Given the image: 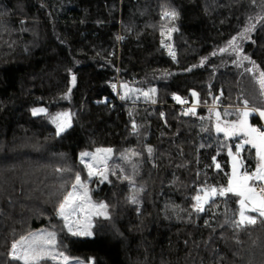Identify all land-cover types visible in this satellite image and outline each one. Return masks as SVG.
<instances>
[{
  "label": "trees",
  "instance_id": "16d2710c",
  "mask_svg": "<svg viewBox=\"0 0 264 264\" xmlns=\"http://www.w3.org/2000/svg\"><path fill=\"white\" fill-rule=\"evenodd\" d=\"M261 72L264 0H0V264H22L12 245L37 229L95 264H264V217L238 224L231 194L194 207L202 189L227 186L228 149L240 143L215 132L214 106L228 120L264 110ZM137 90L148 96L134 100ZM41 106L48 114L32 115ZM67 112L74 123L59 134L49 116ZM85 152L96 159L82 163ZM255 152L243 149V170H255ZM91 161L109 175L99 195ZM77 174L108 206L91 238L73 237L58 214Z\"/></svg>",
  "mask_w": 264,
  "mask_h": 264
},
{
  "label": "snow or ice",
  "instance_id": "6c2138e0",
  "mask_svg": "<svg viewBox=\"0 0 264 264\" xmlns=\"http://www.w3.org/2000/svg\"><path fill=\"white\" fill-rule=\"evenodd\" d=\"M165 18L176 19L178 18V12L165 11ZM254 25L250 26L245 30L243 38H247L246 33L251 31ZM170 31H176L175 28ZM163 35V33H161ZM234 43V41L232 42ZM247 59V57H245ZM254 63V62H253ZM261 79L259 84L261 89L264 90V72L260 73ZM73 84L75 83V76L72 77ZM127 88V85H125ZM154 91V90H152ZM148 96V93H144ZM193 95H196L193 93ZM180 101V97H175ZM183 103V101H180ZM247 101L244 104L247 105ZM253 112H258L261 118H264V110L252 109ZM45 112L44 109H33V115H38ZM243 119L233 123L231 129L221 128L217 124V131L224 132L225 136L239 135L242 137L240 143L236 145L237 155L240 151H243L244 145H250L251 148L255 149V155L259 157V164L256 166L255 171L249 173V171L244 170L241 172L239 170V161L237 157L233 155L231 147L228 149V155L232 157V173L231 177L227 183V186L221 187H211L209 189H202V195L197 194L194 199L196 205L194 207L197 211H204V205L208 204L211 200L216 197H227L229 194L238 197L239 203V222L238 224H255L256 217L253 215H247L246 213H255L259 217H264V131L259 128L253 127L248 122V117L250 115L249 111H244L241 113ZM68 114H58L54 118V122L57 124L58 133L64 132L66 128L71 127L70 120L67 118ZM217 118L219 119V113H217ZM136 126L133 125V128ZM246 137V139H243ZM149 152L152 150L149 149ZM97 153H107L111 154L112 149H97ZM91 156L92 160L96 159L95 155L90 153H83L81 162L84 163L83 157ZM88 168L89 177L93 175L94 169L91 163L85 164ZM217 168L220 167L219 164L216 165ZM107 172V168L103 170ZM102 175L103 179H107V176ZM127 179V177H125ZM77 185L82 189V193L77 191ZM107 205L104 203L93 204L91 197L88 195L87 185L83 184L81 177L77 174L75 176V183L72 185V191L68 192L64 197L63 202L60 203L58 214L61 219L65 222V227L68 233L73 237H86L91 238L94 236L92 229L95 225L92 222L93 217H103L104 219H109L107 213ZM83 214V216L81 215ZM28 238L25 237L21 241V250L17 254V245H12L11 258L16 261H22V264H40L41 261L45 259L56 260L57 255L62 257L65 264H67L68 257L64 256L62 252H56V234L53 232L47 233L46 236H33L30 243L25 244ZM77 264H84L82 261H77ZM87 264H95V261H88Z\"/></svg>",
  "mask_w": 264,
  "mask_h": 264
},
{
  "label": "rangeland",
  "instance_id": "374dc122",
  "mask_svg": "<svg viewBox=\"0 0 264 264\" xmlns=\"http://www.w3.org/2000/svg\"><path fill=\"white\" fill-rule=\"evenodd\" d=\"M171 29H173V28H166V29H164L163 30V35H162V37H161V43H162V46H163V48L167 51V53L170 55V56H172V57H174L175 56V51H174V45H173V34H174V31H170ZM124 87H125V85H124ZM122 89H123V86L121 87V91H122ZM128 90V89H127ZM148 93V91H143V90H137V91H135V97H134V100H138V99H143L144 97H145V95H144V93ZM122 97H125V95L123 94V92H122ZM196 105H198L197 104V102L195 103ZM33 109H44L45 110V112H43V113H40V114H38V115H34V116H41V115H47L48 114V110L45 108V107H35V108H33ZM33 109H32V115H33ZM195 109H197V108H195ZM194 109V110H195ZM239 109H241V113L242 112H244V111H249L250 112V115H249V117H248V122H249V124L250 125H252L253 127H256V128H259L261 131H264V118H261L259 115H258V112H253L252 111V109H249V108H244V109H242V108H239ZM217 113H219V119L217 118ZM58 114H63V113H57V114H53V115H50L49 116V119H50V121H51V123L54 125V127H55V129H56V131H57V133H58V128H57V124L54 122V118L58 115ZM67 114H68V119L70 120V123H71V126L73 125V123H74V116L70 113V112H67ZM254 114H256L258 117H259V119L261 120V126H257V125H254V124H252V122H251V117H252V115H254ZM241 119H243V117H242V115L240 116V119L239 120H241ZM239 120H228V119H224L222 116H221V113H220V110L219 109H217L215 106H214V129H215V132L217 133V134H222L223 136H225V134H224V132H222V131H217V124H219V126L221 127V128H226V129H231L232 127H233V123L234 122H236V121H239ZM70 128V127H69ZM69 128H66V130H68ZM65 130V131H66ZM64 131V132H65ZM61 133H63V132H60L59 134H61ZM227 139H236V138H239L240 139V142H241V140H242V137L241 136H239V135H234V136H225ZM243 139H246V137H243ZM246 146H250V145H244V148L246 147ZM251 147V146H250ZM232 153H233V155H235L236 157H237V161H239L240 163H239V165H238V167H239V170L241 171V172H243L244 170H243V163H242V160H241V153H242V151H240L239 152V154L237 155V148H236V150H233L232 149ZM229 156V155H228ZM258 158V162H257V165L259 164V157H257ZM92 165H93V168H94V164L92 163V161L90 162ZM232 163H233V161H232V157L231 156H229V165H230V175H229V179H230V177H231V173H232ZM105 169V167H102V168H99L98 170H95V172H94V176L91 178V180H90V183H89V186L90 185H93V190H92V193H93V195H99V194H102L105 190H106V186L108 185V182H109V175H108V172H103V170ZM253 171H255V170H253ZM103 173V175L104 176H107V179H103V182H101L102 181V174ZM249 173H251V172H249ZM72 191V190H71ZM77 191L78 192H80V193H82V189H80V188H78L77 187ZM88 195L91 197V195H90V192L88 191ZM201 195H202V193H201ZM217 198V197H216ZM91 201H92V203L93 204H95L94 202H93V200H92V197H91ZM205 205H207V204H205ZM204 205V206H205ZM247 215H253V214H255V213H246ZM82 216H83V214H81ZM253 216H258L257 214H255V215H253ZM94 218V217H93ZM93 218H92V220H93ZM239 219H240V217H239V213H238V221H239ZM47 233H50V231H48V230H44V229H37L36 231H34L32 234H30V235H28V236H26L27 238H28V240L27 241H25L24 243L25 244H27V243H30L31 242V240H32V237L35 235V236H46L47 235ZM25 238V237H24ZM23 240V238L22 239H20L18 242H16V243H14V244H16L17 245V254H19V252H20V250H21V247H22V245H21V241ZM56 252H61L59 249H58V247H56ZM63 255L64 256H66V257H68L67 255H65L64 253H63ZM77 261H82V262H84V264H87V262H85V261H83V260H80V259H74V258H70V257H68V261H67V264H77ZM55 262L56 263H58V264H65V262L63 261V259H62V257H60L59 255H57V257H56V260H55Z\"/></svg>",
  "mask_w": 264,
  "mask_h": 264
},
{
  "label": "built area",
  "instance_id": "2783aa9c",
  "mask_svg": "<svg viewBox=\"0 0 264 264\" xmlns=\"http://www.w3.org/2000/svg\"><path fill=\"white\" fill-rule=\"evenodd\" d=\"M122 86H123V84L121 83L120 80H118L117 83H116V85H115V88L112 91V94L116 97V99L118 101H123V97L121 95V87ZM181 107H182L183 110H189V109L199 108V105L193 104V103L189 102L188 100H186V101H184L181 104ZM215 107L216 108H219L220 105L219 104H216Z\"/></svg>",
  "mask_w": 264,
  "mask_h": 264
}]
</instances>
